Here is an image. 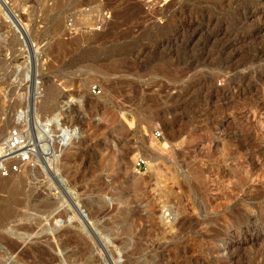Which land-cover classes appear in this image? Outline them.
Returning a JSON list of instances; mask_svg holds the SVG:
<instances>
[{"label": "rangeland", "instance_id": "obj_1", "mask_svg": "<svg viewBox=\"0 0 264 264\" xmlns=\"http://www.w3.org/2000/svg\"><path fill=\"white\" fill-rule=\"evenodd\" d=\"M17 123L76 130L0 173V264H264V0H0Z\"/></svg>", "mask_w": 264, "mask_h": 264}, {"label": "built area", "instance_id": "obj_2", "mask_svg": "<svg viewBox=\"0 0 264 264\" xmlns=\"http://www.w3.org/2000/svg\"><path fill=\"white\" fill-rule=\"evenodd\" d=\"M155 2V0H148ZM97 6V7H95ZM100 5H87L81 8V11L90 13L92 9L96 10L95 16L98 18L97 28L101 29L107 11L101 9ZM68 32L72 33L78 29V26L73 21L67 23ZM91 93L98 94L102 91L101 86L98 83H94L90 88ZM156 136H163V130L156 129ZM35 136L31 133V130L24 123H17L10 127L7 131V136L3 143L0 144V173L3 176H7L13 172L21 170L25 165L32 162V158L37 152V142ZM147 161L143 157H137L134 161V168L137 171H141L146 168Z\"/></svg>", "mask_w": 264, "mask_h": 264}, {"label": "bare ground", "instance_id": "obj_3", "mask_svg": "<svg viewBox=\"0 0 264 264\" xmlns=\"http://www.w3.org/2000/svg\"><path fill=\"white\" fill-rule=\"evenodd\" d=\"M19 115H22L21 113L19 114ZM23 119V118H22ZM26 120V119H25ZM49 121H51V119H49L48 120V122ZM42 125V124H41ZM58 125H60V124H58ZM41 130H43V129H41ZM64 130V133H65V136L67 137V138H65L61 133H57L56 134V136L53 138V140L51 139V138H49V135L50 134H48V131L47 130H45L44 131V133H47L46 135H43L42 133H40L39 132V135H38V138H35V140H36V142H37V146L39 147V149H40V147L42 146H44V144H45V142L47 143V145H46V148H48L49 149V146L52 144V142H56L57 143V145H58V147L59 148H61L63 145H65L66 144V142L68 141L67 139H70V137L74 134V130H76V129H70V127H62L61 128V131H63ZM63 133V134H64ZM6 136H7V134H6ZM6 136H5V138H6ZM36 137V136H35ZM4 138V139H5ZM4 139L3 140H1V142H0V144H2L3 143V141H4ZM45 148V149H46ZM41 151V150H40ZM40 153V152H39ZM47 154H48V152H47ZM54 155V151L53 152H50V156H53ZM122 159V158H121Z\"/></svg>", "mask_w": 264, "mask_h": 264}]
</instances>
